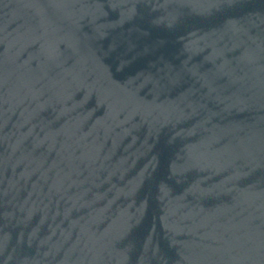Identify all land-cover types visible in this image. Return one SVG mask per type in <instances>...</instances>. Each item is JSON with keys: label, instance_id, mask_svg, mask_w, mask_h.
I'll return each mask as SVG.
<instances>
[{"label": "water", "instance_id": "1", "mask_svg": "<svg viewBox=\"0 0 264 264\" xmlns=\"http://www.w3.org/2000/svg\"><path fill=\"white\" fill-rule=\"evenodd\" d=\"M0 264H264V0H0Z\"/></svg>", "mask_w": 264, "mask_h": 264}]
</instances>
